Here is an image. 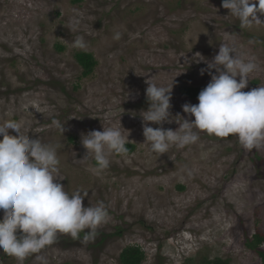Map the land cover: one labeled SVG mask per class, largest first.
Segmentation results:
<instances>
[{"label":"rangeland","instance_id":"obj_1","mask_svg":"<svg viewBox=\"0 0 264 264\" xmlns=\"http://www.w3.org/2000/svg\"><path fill=\"white\" fill-rule=\"evenodd\" d=\"M76 36L85 47L74 44ZM220 43L236 45L260 66L243 91L264 86V25L241 29L222 0H0V122L17 120L30 138L59 144L60 183L69 193L87 191L84 206L103 202L109 214L93 238L84 239L87 229L59 234L23 264H121L130 245L144 250L141 264H264L247 245L255 233L264 235V150L245 151L234 136L206 132L161 156L144 143L145 81L173 85L172 116L194 121L182 106L198 99L181 89L210 82L200 74L207 65L193 57L211 60ZM80 51L97 60L88 76L76 59ZM103 125L120 128L135 150L110 154L97 170L93 156L81 160L87 150L80 141ZM0 264L20 262L0 251Z\"/></svg>","mask_w":264,"mask_h":264},{"label":"clouds","instance_id":"obj_2","mask_svg":"<svg viewBox=\"0 0 264 264\" xmlns=\"http://www.w3.org/2000/svg\"><path fill=\"white\" fill-rule=\"evenodd\" d=\"M222 7L239 20L241 29L264 25L260 18L264 15V0H222ZM78 24L73 19L69 30L75 32ZM115 38L119 39V34ZM74 44L85 47L83 36H76ZM193 60L207 65L200 70L202 76L206 72L211 76L198 94V104L182 106L184 113L195 117L194 121L172 116L173 85L158 86L147 79L148 108L139 113L144 143L161 156L169 153L172 146L182 149L197 143L199 132H206L219 138L234 136L245 151L264 150V86L243 91L250 75L259 70L256 58L239 51L234 44L220 43L218 54L211 60L200 53ZM186 61L191 63L187 57ZM173 121L179 125L176 130L163 127ZM9 130L17 135H11ZM59 130L64 134L65 126ZM0 136V251L23 264L27 256L51 245L59 234L76 237L87 229L84 239L93 238L98 227L108 221L107 208L103 202L85 207L87 191L69 193L60 183L65 179L58 174L60 145L30 138L22 131V123L14 119L0 122ZM80 142L87 150L81 160L93 156L97 170L108 166L110 154L127 151L126 137L117 127L103 125V131L82 133Z\"/></svg>","mask_w":264,"mask_h":264},{"label":"trees","instance_id":"obj_3","mask_svg":"<svg viewBox=\"0 0 264 264\" xmlns=\"http://www.w3.org/2000/svg\"><path fill=\"white\" fill-rule=\"evenodd\" d=\"M74 3H79L81 0H72ZM60 50H63L65 47L58 45ZM76 59L78 63L83 67V75H90L93 73L95 66L97 65V60L94 55L90 52L80 51L76 54ZM206 86H193V87H184L181 89L182 93L189 97L190 99H197L199 92ZM127 151L126 154H131L135 150V145L132 142L126 143ZM121 154V153H117ZM1 219V218H0ZM81 233V232H80ZM264 242V235L260 232L255 233L251 239L248 240L247 245L256 250L261 256L264 262V250L261 249L260 245ZM146 258L145 252L140 245H130L124 248L120 255L121 264H141L142 261ZM212 262V261H210ZM212 263L214 264H224L225 262L220 259H215ZM71 264V263H63Z\"/></svg>","mask_w":264,"mask_h":264},{"label":"bare ground","instance_id":"obj_4","mask_svg":"<svg viewBox=\"0 0 264 264\" xmlns=\"http://www.w3.org/2000/svg\"><path fill=\"white\" fill-rule=\"evenodd\" d=\"M137 207V206H136Z\"/></svg>","mask_w":264,"mask_h":264}]
</instances>
